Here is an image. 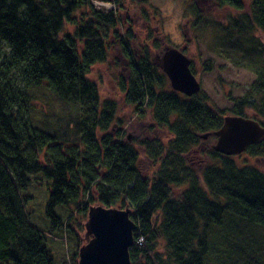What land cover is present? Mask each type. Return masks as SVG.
<instances>
[{"label":"trees","instance_id":"1","mask_svg":"<svg viewBox=\"0 0 264 264\" xmlns=\"http://www.w3.org/2000/svg\"><path fill=\"white\" fill-rule=\"evenodd\" d=\"M94 1L0 0V264H55V247L45 246L50 239L31 222L21 195L37 174L48 180L45 217L59 238L75 235L71 224L82 225L57 207L74 205L81 218L96 201L133 211L132 264H262L260 249L246 247L247 231L264 227V172L211 147L198 173L189 166L185 155L202 144L201 134L221 126L222 115L200 92L188 97L168 88L154 59L159 44L131 50V31L124 36L114 11L96 9ZM218 1L242 9L240 0ZM203 21L215 32L213 50L254 73L242 103L264 118V0H251L249 13L227 23ZM115 46L127 65L120 79L125 102L142 114L150 109L168 132L166 146L140 143L157 166L151 177L142 175L136 149L112 132L122 121L115 102L100 101L87 78ZM40 88L61 109L51 108V96H33ZM40 101L46 111L35 106ZM231 113L244 116L243 107ZM247 150L264 158V140Z\"/></svg>","mask_w":264,"mask_h":264},{"label":"rangeland","instance_id":"2","mask_svg":"<svg viewBox=\"0 0 264 264\" xmlns=\"http://www.w3.org/2000/svg\"><path fill=\"white\" fill-rule=\"evenodd\" d=\"M240 2L242 4L240 11L249 13L251 0H240ZM92 4L96 9L102 7L106 11L113 10L116 19L120 20L118 27L124 36L127 31H131L133 36V39L130 40L131 50L138 47V52H140L141 47L139 46L153 47V41L159 44L160 51L166 46L182 50L190 58L193 73L201 85L199 92L202 101L214 113L222 115V117L235 115L231 112L235 107L238 108L239 104L240 107H243L245 117L253 118L264 124V118L255 114L252 107L247 105L246 107L242 103L244 96L250 93L251 85L255 80L254 73L231 65L228 60L220 57L213 50L210 42L214 40L215 32L203 21L205 19L210 22L227 23L230 16L240 12L235 7L219 5L218 0H96ZM67 29L72 31L73 26L67 25ZM255 33L262 37L258 31ZM150 56H154L152 50H150ZM126 68L127 65L122 59L120 50L115 46L109 50L107 61L95 64L87 78L95 84L100 101L109 99L115 102L117 117L122 121L119 125L116 124L115 130L112 132L116 138L131 144L136 149L139 154L138 164L142 175L151 177L157 166L146 156L147 151L140 143L143 140H157L166 146L168 132L164 127L157 126L151 120L150 109L147 108L142 114V108L136 110L135 105H127L125 102L124 93L120 89V79L127 74ZM167 85L170 88L168 81ZM33 96H51V108L61 109V103L54 97L55 95L43 88L33 91ZM44 102H37L35 106L46 111L47 109L42 107ZM212 141L208 138L185 155L189 166L196 173H198L199 167H203L209 162L206 150L211 147ZM232 157L237 164L251 165L264 172V158H256L248 150ZM40 160L42 161V156H40ZM30 179L29 186L21 195L27 197L25 210L30 215L31 222L33 221L32 223L50 239V242L45 243V246L55 247V251L53 250V254H51L55 264H77L78 249L86 242L84 223L87 220V213L80 218L74 205L57 207L55 210L58 215H65L71 210L70 213L76 220H73V223L79 221V224L82 225V228H79L78 224H71L72 230L80 241L75 256L74 250L78 241L75 240V235L67 232L66 236L59 238L58 234H55L56 232H52L54 228L49 231L48 219L45 217V205L49 196L48 180L39 174L30 176ZM93 197L96 198L94 193ZM97 205L101 204L93 201L88 205V208ZM132 213L131 210V215ZM257 228L261 229L247 231L248 235L252 234V238H247L249 241L246 248L254 251L260 249L261 263L264 264V227L258 226ZM141 242L143 240L140 239L138 244Z\"/></svg>","mask_w":264,"mask_h":264},{"label":"water","instance_id":"3","mask_svg":"<svg viewBox=\"0 0 264 264\" xmlns=\"http://www.w3.org/2000/svg\"><path fill=\"white\" fill-rule=\"evenodd\" d=\"M156 63L169 80L170 88L191 97L201 90L192 73L190 58L178 48L166 46ZM214 137L211 149L225 156L240 155L250 145L264 140V126L241 115L223 117L221 126L200 135L202 141ZM129 207L90 206L84 223L85 244L78 249L77 264H132L129 249L134 243V222Z\"/></svg>","mask_w":264,"mask_h":264},{"label":"flooded vegetation","instance_id":"4","mask_svg":"<svg viewBox=\"0 0 264 264\" xmlns=\"http://www.w3.org/2000/svg\"><path fill=\"white\" fill-rule=\"evenodd\" d=\"M160 54H161V52H160ZM160 54H155V56H154L155 62H156V56H157V55H160ZM190 68H191V64H190ZM167 79H168V78H167ZM168 81H169V80H168ZM209 138H211V139L214 141V138H213V137H209ZM213 141H212V142H213Z\"/></svg>","mask_w":264,"mask_h":264},{"label":"built area","instance_id":"5","mask_svg":"<svg viewBox=\"0 0 264 264\" xmlns=\"http://www.w3.org/2000/svg\"><path fill=\"white\" fill-rule=\"evenodd\" d=\"M140 239H141V241L143 240L142 238H140ZM140 239H139V240H140ZM141 243H142V242H141ZM141 243H140V244H141Z\"/></svg>","mask_w":264,"mask_h":264}]
</instances>
